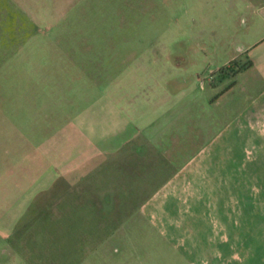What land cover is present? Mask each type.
Segmentation results:
<instances>
[{
    "label": "rangeland",
    "instance_id": "374dc122",
    "mask_svg": "<svg viewBox=\"0 0 264 264\" xmlns=\"http://www.w3.org/2000/svg\"><path fill=\"white\" fill-rule=\"evenodd\" d=\"M0 264H264V0H0Z\"/></svg>",
    "mask_w": 264,
    "mask_h": 264
},
{
    "label": "crops",
    "instance_id": "0c3cea01",
    "mask_svg": "<svg viewBox=\"0 0 264 264\" xmlns=\"http://www.w3.org/2000/svg\"><path fill=\"white\" fill-rule=\"evenodd\" d=\"M138 133V135H136V136H139L140 134H141V131L140 132H137ZM135 134H136V132H135ZM148 146H149V143H142V144H139V143H137V144H135L134 145V149H133V151H137L139 154H141V155H146V153H147V151H148ZM105 153H107V155H111L110 153L111 152H109V151H107V152H105ZM113 153H114V151H113ZM72 171V170H71ZM70 173V172H69ZM72 173V172H71ZM70 185H75V183H71V184H69L68 186H70ZM72 186H70V188L72 187ZM76 187V186H75ZM74 187V188H75ZM77 188V187H76Z\"/></svg>",
    "mask_w": 264,
    "mask_h": 264
}]
</instances>
